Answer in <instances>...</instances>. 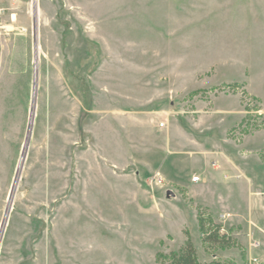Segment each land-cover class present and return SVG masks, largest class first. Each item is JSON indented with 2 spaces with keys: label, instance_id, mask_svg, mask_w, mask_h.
I'll return each mask as SVG.
<instances>
[{
  "label": "rangeland",
  "instance_id": "1",
  "mask_svg": "<svg viewBox=\"0 0 264 264\" xmlns=\"http://www.w3.org/2000/svg\"><path fill=\"white\" fill-rule=\"evenodd\" d=\"M263 146L264 0H0V264H263Z\"/></svg>",
  "mask_w": 264,
  "mask_h": 264
},
{
  "label": "trees",
  "instance_id": "2",
  "mask_svg": "<svg viewBox=\"0 0 264 264\" xmlns=\"http://www.w3.org/2000/svg\"><path fill=\"white\" fill-rule=\"evenodd\" d=\"M261 156L264 157V146L262 147L261 150ZM219 228L220 227H217L213 232L208 233L205 239L207 241H213V242L218 241ZM166 264H221V263L217 261L202 262L198 260L196 249L193 243L191 242V240L188 239L177 251H172L167 255Z\"/></svg>",
  "mask_w": 264,
  "mask_h": 264
},
{
  "label": "built area",
  "instance_id": "3",
  "mask_svg": "<svg viewBox=\"0 0 264 264\" xmlns=\"http://www.w3.org/2000/svg\"><path fill=\"white\" fill-rule=\"evenodd\" d=\"M158 127L159 128L164 127V122L163 121L162 122H159L158 123ZM198 179H199V176L198 175H195V176L192 177V180L193 181H197ZM220 218H225V216L222 214V215H220Z\"/></svg>",
  "mask_w": 264,
  "mask_h": 264
},
{
  "label": "water",
  "instance_id": "4",
  "mask_svg": "<svg viewBox=\"0 0 264 264\" xmlns=\"http://www.w3.org/2000/svg\"><path fill=\"white\" fill-rule=\"evenodd\" d=\"M15 187H16V183H14L13 185V189H12V192H14L15 190ZM172 192L170 190L167 191V194H171ZM9 201H10V197H9ZM10 204V203H9ZM9 204H8V207H9ZM3 227V226H2Z\"/></svg>",
  "mask_w": 264,
  "mask_h": 264
},
{
  "label": "crops",
  "instance_id": "5",
  "mask_svg": "<svg viewBox=\"0 0 264 264\" xmlns=\"http://www.w3.org/2000/svg\"><path fill=\"white\" fill-rule=\"evenodd\" d=\"M200 180V177H199V179H198V181ZM196 183H198V182H194V183H192V184H196Z\"/></svg>",
  "mask_w": 264,
  "mask_h": 264
}]
</instances>
